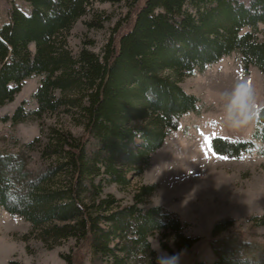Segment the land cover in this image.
I'll use <instances>...</instances> for the list:
<instances>
[{
    "label": "trees",
    "instance_id": "obj_1",
    "mask_svg": "<svg viewBox=\"0 0 264 264\" xmlns=\"http://www.w3.org/2000/svg\"><path fill=\"white\" fill-rule=\"evenodd\" d=\"M23 1L21 7L7 6L0 22V105L26 78H41L32 95L36 107L24 111L22 102L6 119L16 123L27 115L40 118L63 110L72 116L73 111L82 133L73 136L49 126L41 149L50 161L38 175L32 176L20 154H0V207L33 227L41 225V236H74L90 248L93 262L106 257L110 264H130L128 258L159 264L146 239L154 230L169 231L176 249L190 246L199 236L183 232L175 212L144 203L154 183L136 187L124 204L103 194V186L128 183L122 165L141 174L179 118L198 111V98L179 85L184 76L233 51L240 52L245 71L253 64L264 74V0H134L99 52L85 46L72 52L66 40L84 14H90L84 21L88 27L101 26L106 15L94 11L96 0ZM136 136L141 142L132 147ZM37 141L36 136L23 146ZM257 141L264 152V104L256 111L250 139L213 136L210 148L238 157ZM234 220L224 215L212 222L208 243L214 258L192 264H264L261 255L230 254V245L237 250L252 246L240 239L246 231L214 238ZM245 220L246 230L264 225V210ZM65 258L80 264L78 254Z\"/></svg>",
    "mask_w": 264,
    "mask_h": 264
},
{
    "label": "rangeland",
    "instance_id": "obj_2",
    "mask_svg": "<svg viewBox=\"0 0 264 264\" xmlns=\"http://www.w3.org/2000/svg\"><path fill=\"white\" fill-rule=\"evenodd\" d=\"M133 1H94V11L106 15V19L99 27H88L84 21L89 19L90 14L78 18L66 37L71 51L85 46L99 52ZM21 4H24L23 0H0V22L7 6L21 7ZM246 29L242 28L241 32ZM40 78L41 75L26 78L13 98L0 105V154H20L32 176L40 174L50 161L48 153L41 149L48 138L49 126L67 130L73 136L82 133V125L73 111L72 116L63 110L44 113L40 118L27 115L16 123L6 119L22 102L24 111L36 107L32 95ZM240 83L246 84L250 90L252 111L242 126L232 128L225 117L233 90ZM179 85L198 98V111L184 113L179 118L178 127L170 130L162 143L149 154L148 165L141 174H135L133 166L122 165L128 183L124 186L108 183L103 186L102 193H110L118 199V204H124L131 201V193L136 187L154 183L155 188L144 198V203L158 204L175 212L184 223L183 232L199 236L190 246L176 249L175 238L169 231L154 230L148 234L146 239L159 264H174L173 258H178V264H192L196 260L211 262L214 254L208 243L210 227L215 219L224 215L232 216L234 224L214 238L221 240L246 231L240 239L252 243V250H237L230 245V254L239 257L245 256L244 252L253 259L257 255L264 257V225L246 230L249 222L245 220L247 216L264 210L262 144L257 141L251 151L238 157L216 154L210 148V138L213 136L235 139L252 137L256 111L264 104V74L253 64H249L245 71L240 52L233 51L208 64L202 72L184 76ZM36 136L39 139L37 143L28 148L23 146ZM140 142L141 138L136 136L131 146L135 147ZM57 177L62 178L60 175ZM39 229L41 225L33 227L30 221L11 215L0 207V264H11V261L22 264H70L65 258L67 254H78L80 264H110V258L106 257L93 262L90 248L74 236L52 239L41 236ZM122 242L123 239L118 241L120 244ZM161 243L167 245L169 250L164 249ZM128 261L130 264L139 263L129 258ZM74 264L79 263L75 261Z\"/></svg>",
    "mask_w": 264,
    "mask_h": 264
},
{
    "label": "clouds",
    "instance_id": "obj_3",
    "mask_svg": "<svg viewBox=\"0 0 264 264\" xmlns=\"http://www.w3.org/2000/svg\"><path fill=\"white\" fill-rule=\"evenodd\" d=\"M252 97L248 86L244 83L238 84L232 93L226 112V123L229 127L239 128L249 118L252 111ZM174 264H178V258H173Z\"/></svg>",
    "mask_w": 264,
    "mask_h": 264
}]
</instances>
